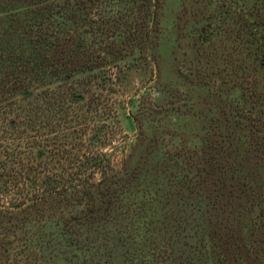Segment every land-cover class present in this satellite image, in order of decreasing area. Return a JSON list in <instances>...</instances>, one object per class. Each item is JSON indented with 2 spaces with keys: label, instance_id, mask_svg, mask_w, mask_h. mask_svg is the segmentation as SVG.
<instances>
[{
  "label": "trees",
  "instance_id": "16d2710c",
  "mask_svg": "<svg viewBox=\"0 0 264 264\" xmlns=\"http://www.w3.org/2000/svg\"><path fill=\"white\" fill-rule=\"evenodd\" d=\"M243 1H228L222 20L248 50L240 55L235 45L240 56L230 53L227 63L250 109L229 103L223 111L258 132L264 0L248 11ZM159 4L0 0V264H51L56 256L111 264L117 253L120 264H210L229 252L223 244L236 236L249 196L227 175L230 160H204L206 181L218 185L204 193L186 174L164 179L160 159L116 170L109 157L125 140L119 109L138 123L142 94L126 97L123 87L132 71L156 65ZM252 141L264 145V132Z\"/></svg>",
  "mask_w": 264,
  "mask_h": 264
},
{
  "label": "rangeland",
  "instance_id": "374dc122",
  "mask_svg": "<svg viewBox=\"0 0 264 264\" xmlns=\"http://www.w3.org/2000/svg\"><path fill=\"white\" fill-rule=\"evenodd\" d=\"M228 1L160 0L152 49L156 65L152 71H132L123 87L126 97L142 94L137 103L143 107L140 111L137 105L133 108L138 123L128 116V108L119 109L125 140L109 151V157L116 170L133 168L141 161L151 166L160 159L164 179L186 174L190 186L204 193L218 186L206 181L204 160L214 156L220 166L230 160L227 175L231 181L238 178L244 183L242 192L249 195L244 199L247 211L233 223L236 236L223 244L229 249L221 255L223 261L210 264H264V145H252L264 126H254L257 132L242 122L236 125L230 115L226 120L223 111L229 103L250 109L243 101L246 90L239 89L228 69L230 53L239 57L248 51L233 40L228 29L234 23L222 20ZM243 5L248 11L253 0H244ZM235 45L242 48L240 55L233 51ZM256 78L258 91L264 90ZM254 80V75L249 77V87H255ZM121 259L117 253L111 264H120ZM51 264L73 262L56 256Z\"/></svg>",
  "mask_w": 264,
  "mask_h": 264
}]
</instances>
